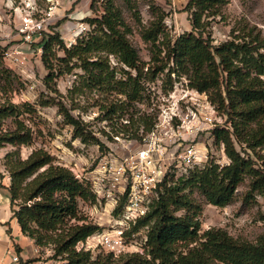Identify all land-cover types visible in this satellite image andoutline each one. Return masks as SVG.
I'll use <instances>...</instances> for the list:
<instances>
[{
	"label": "trees",
	"instance_id": "1",
	"mask_svg": "<svg viewBox=\"0 0 264 264\" xmlns=\"http://www.w3.org/2000/svg\"><path fill=\"white\" fill-rule=\"evenodd\" d=\"M228 3L229 0H190L187 9L193 11L192 32L174 44L165 26L167 14L158 7L154 9L158 12L156 19L141 32L142 40L152 47L149 62L140 58L129 39L131 28L110 1L101 16L85 20L91 30L71 47L57 27L39 44L49 89L58 93L56 81L75 72L76 80L69 94L96 91L112 96V100L100 106L109 122L129 115V127L143 123L148 134L155 124L154 117L145 115L134 120L131 110L148 90L145 83L169 67L168 78L174 71L188 76L191 87L208 93L232 127L213 131L215 143L224 145L230 163L224 167L208 163L186 178L165 185L147 216L135 226V230L148 228L144 253L120 256L109 254L94 259L90 251L78 249L81 243L103 231L80 208L81 203L96 204L98 197L90 182L55 164L45 149L34 150L27 159L8 154L13 217L37 247L52 248L51 260L64 264H264V235L253 243L235 239L221 228L201 233L202 207L194 198L197 194L208 204L224 208L233 202L246 179L250 180L246 201L254 194L264 198V35L246 24L235 27L230 38L219 45L206 38L203 17L221 15ZM4 51L0 46V62ZM111 56L129 70L122 66L112 68ZM4 73L10 75L8 71ZM42 105L50 102L44 101ZM55 105L65 123L73 128L74 138L104 147L63 102ZM36 113L30 103H0V149L5 145L31 146L34 132L22 117ZM8 118L13 119L14 128L3 130V122ZM117 130L126 135L129 132V128ZM138 131L137 128L130 138L138 139ZM236 144L241 150H237Z\"/></svg>",
	"mask_w": 264,
	"mask_h": 264
},
{
	"label": "rangeland",
	"instance_id": "2",
	"mask_svg": "<svg viewBox=\"0 0 264 264\" xmlns=\"http://www.w3.org/2000/svg\"><path fill=\"white\" fill-rule=\"evenodd\" d=\"M108 1L122 12L132 30L129 39L143 62L151 60L152 47L142 40L141 32L156 19L157 7L167 14L165 26L173 44L192 32L193 11L187 9L190 0H0V46L5 48L0 62V103H30L37 110L36 114L22 117L34 132L33 144L22 147L5 145L0 149V178H9L11 183L9 167L6 165L8 154L16 153L20 158L27 159L34 150L45 149L53 156L55 164L72 170L80 180L92 184L98 197L96 204L81 203L80 208L92 222L103 228L102 232L112 229L111 219L120 214L123 204L118 187L111 186L109 182L113 177L111 164H118L123 157L143 145L148 134L143 123L130 128L129 115L124 114L122 119L112 122L105 119L100 106L112 100V96L96 91L70 95L69 90L76 80L75 72L56 81L58 93L49 89L46 83L48 71L43 64V50L39 44L57 27L66 45L71 47L78 38L91 30L85 20L101 16ZM203 22L207 24L205 37L210 38L214 45L227 41L235 27L246 24L256 27L264 35V0H229L222 8L221 15L208 19L204 16ZM35 24H40L41 29L35 28ZM110 64L112 68L122 66L113 56L110 57ZM5 71L10 73L11 78ZM168 71L169 67L145 83L148 90L131 110L134 120L150 115L154 117L155 126L164 113L171 121V127L178 134H183L179 140L207 151L208 163L214 162L220 167L228 165L230 160L225 147L216 144L213 136V131L218 127L232 130L228 117L219 110L208 93L191 87L188 76H179L174 71L168 78ZM132 73L135 74L134 71ZM44 101L50 102V105L43 106ZM58 102H63L72 110L104 147L84 144L74 138L73 128L59 114L55 105ZM12 120L8 118L3 122V130L14 128ZM124 126L129 128L127 135L117 130L128 129H123ZM137 128L138 139H131ZM236 148L241 150L237 144ZM248 153L258 165L261 164L252 153ZM242 154L245 155L244 151ZM183 178L171 176L169 184ZM109 190L113 191V197L108 200L103 196ZM98 191L102 192L99 194ZM249 192L250 180L246 179L237 189L233 202L224 208L208 204L195 194V200L202 207L199 216L201 233L211 228H221L235 239L255 243L264 235V198L254 194L246 201ZM113 198L118 201L116 208L111 204ZM125 234L128 247L123 254L144 253L148 228L135 230L133 226ZM79 247L80 250L90 251L94 259L110 254L96 236L88 238ZM39 249L44 256L47 253L53 255L51 247ZM54 262L64 264L61 261Z\"/></svg>",
	"mask_w": 264,
	"mask_h": 264
},
{
	"label": "built area",
	"instance_id": "3",
	"mask_svg": "<svg viewBox=\"0 0 264 264\" xmlns=\"http://www.w3.org/2000/svg\"><path fill=\"white\" fill-rule=\"evenodd\" d=\"M34 27L41 29L40 24H35ZM170 123L168 116L161 114L159 122L148 133L144 144L123 157L118 164H111L113 177L109 182L111 186L118 187L117 191L123 198L122 209L116 218L112 217L113 226L110 231L97 233L92 237H98L101 245L114 256L126 252L128 245L125 233L147 216L162 188L169 184L171 176L185 177L192 170L205 168L208 164L207 151L179 140L183 134H178ZM103 197L109 200L113 197V191H107ZM111 201L112 207L116 208V198ZM13 262L18 263L19 259L14 257Z\"/></svg>",
	"mask_w": 264,
	"mask_h": 264
},
{
	"label": "crops",
	"instance_id": "4",
	"mask_svg": "<svg viewBox=\"0 0 264 264\" xmlns=\"http://www.w3.org/2000/svg\"><path fill=\"white\" fill-rule=\"evenodd\" d=\"M0 264H54L50 253L41 254L35 242L23 234L17 218L11 211L8 188L9 178H0ZM19 259L18 263L13 258ZM37 260L28 263L30 260Z\"/></svg>",
	"mask_w": 264,
	"mask_h": 264
}]
</instances>
